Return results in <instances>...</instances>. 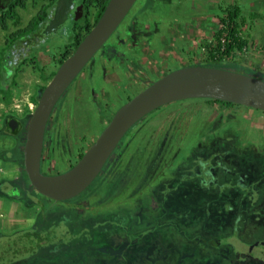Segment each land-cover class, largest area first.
Returning a JSON list of instances; mask_svg holds the SVG:
<instances>
[{
  "label": "rangeland",
  "instance_id": "rangeland-1",
  "mask_svg": "<svg viewBox=\"0 0 264 264\" xmlns=\"http://www.w3.org/2000/svg\"><path fill=\"white\" fill-rule=\"evenodd\" d=\"M224 2L225 0H183L178 3L176 0H153L152 4H148L145 7V0H137L133 7L138 8L143 14H145L146 10L148 14H156L157 18L161 17L160 14L163 11V13H167L171 17V22L176 28L183 29V32L188 31L192 34V31L196 33V30L200 31L205 29V27H210L211 16L216 12L218 6H225L223 5ZM39 7H41V4L39 6H35V4L32 6L30 0H20L13 5L11 12L5 13L6 15L0 20V60L2 59L1 54H4V49L9 46L11 40L20 32L31 29L34 25L32 20L37 15L41 16ZM261 7L262 4L257 10L264 11V9H260ZM59 15L61 16V13ZM165 21H167L166 18L161 17L159 23L164 26ZM246 21L248 22L247 19ZM55 23L54 31L56 32L48 36L47 40L53 42H45L44 46L38 47L27 46L25 47L27 54L28 51H30L29 53H32L34 50L44 51L46 50V45L49 46V51H47L49 54L56 53L58 55V53H63L65 57L70 54L71 49L68 52L61 50L51 52L52 47H62V43H65V40L71 36V32L67 30L70 26L69 22L59 19V21L55 20ZM249 24L251 26L247 25V27L253 30L251 31L253 35L251 43L260 45L264 39V31L260 34V31L257 29L264 30V17L255 16L252 24ZM92 25L93 23L91 27ZM37 30L40 31L41 27H38ZM85 34L86 32L79 31L78 39L81 40ZM43 38H46V36ZM180 44L181 40H177L175 46H179ZM6 54L8 56L9 52ZM116 56L119 58L117 54ZM97 58L100 61H105V63L107 59L111 64L116 61V58L105 52L102 58L100 54ZM256 59H258L255 60L258 61V64L254 61V65L258 67L263 64V67H258L256 70L251 71V75L264 79V54L263 56L259 54ZM261 60L263 61L262 63H260ZM32 64L27 61L20 63L18 66L13 79L14 84L9 89L11 92L9 102H7V98H4L5 95L0 89V119L10 113L8 109L12 105L19 103V101H21L19 105H24V102L30 98L34 101L33 97L37 89L45 86L50 79L45 77V73L44 77H42L37 68ZM92 64L93 61L88 63L85 69L77 76L55 108V110H62L64 118L61 127L65 128V134H69L68 141H66V135L65 140L64 137L56 136L57 148H65V142L63 143V141H72L71 149H73L77 145L76 138L78 137V133L80 136H87L89 131L98 127L97 119L95 118L96 114L101 112L96 108L101 103L97 99L101 90L98 81L106 83L105 78L108 74L103 70L102 72L101 70H96L95 62L93 66ZM170 64H172V61ZM50 70L52 71V69ZM93 71L100 72V74H97L100 80L93 78ZM243 72L248 73L247 70ZM93 95L95 97L92 100L91 96ZM81 96L82 98L84 97V100L79 101ZM165 109L174 111L168 113L166 119L169 122L164 123L163 127H158L157 131L155 129L157 122L160 120L165 121L157 113L152 123H148L150 119L146 120L144 124L139 125L137 129L134 128L129 135L124 137L122 144L115 151L118 161L109 166V169H112L114 173L110 177L100 175L96 178L91 186L81 195L83 199L84 197L91 196L87 201L72 207V209L60 208L62 203L54 202V209H52L53 211L55 210L57 213L56 217L58 218L55 217V220L58 222L54 224V227H56L55 230H58V234H65L61 236L65 238V242L61 243L62 247L60 249L66 254H73L75 247L73 242L79 240V238H83V235L80 236V234L87 230L85 223H87L86 227L89 224V222L84 221L82 223L79 222L72 228L67 227L64 221L70 222L72 218L78 216V211H82L83 213L88 212L90 216L87 217V220L91 219L92 215L99 214L100 217L102 216V224L106 225L108 223L111 227L107 231L108 235L106 237V232L103 233V231H106L107 228L102 229L101 225L95 228L93 226L94 222H92L91 227L88 228V232L84 235L90 236L93 244H90L91 247L86 251L82 248L81 252L77 254L78 256L81 255V258L78 257L77 260L72 261H77L78 264H87V259L90 256L99 254L97 246H101V250L110 249L109 245L114 242L113 238L120 234L123 238L122 242L127 246L123 252V259L120 262H116L114 256L106 252L103 255L104 258L98 256L95 258V262L100 260L102 262L105 261V264H152L150 260L146 261L144 259L148 257L149 253L152 258L161 259V261H166L170 264H174V258L179 261L178 258L180 257H185L184 260H181V264H202L203 262V264H209L210 262L211 264L212 262L222 264L229 261H232L231 264H235L237 258L242 260L240 255L249 243L264 238V140H262L264 136L258 137L256 134V132L260 134L259 130L262 127L256 129L253 126L255 130L251 129L249 120L243 121L239 119L240 117L244 118L245 113L241 109H238L236 112L238 113L239 111V118L227 121L224 126L226 139H237L238 144L245 143V146L257 143L253 147H257L256 151H261L262 154L255 155L256 151L253 149H251V153L246 152L245 154H240L236 150L221 151L220 146L212 151H206L204 150V142L202 141L203 132L200 122L203 117L210 114L215 108L204 104L202 100H186L170 104ZM246 113L251 114V112ZM157 115L158 117H156ZM73 126L77 128V131L71 134L69 129L73 128ZM165 129L169 132V146L165 147L163 158H158L160 159L157 162L158 164H154L156 166L153 169L151 168L150 174L152 173L153 175L152 178H149L151 180L146 179L143 184L144 186L150 184L155 186L149 194L151 198L150 203L152 204L153 201L156 204V208L149 210L152 207H148L147 196L139 200V205L144 208V217H150L149 223L145 225L138 224L137 227L129 229L124 227L116 228L115 223H118L115 222V219L118 220L121 215L119 213L114 214L115 211L110 212V209L121 202L126 190L132 187V180H138L139 184L141 175L136 172L145 171V162L147 160L150 161L152 155L157 152L158 148L156 144L159 145L157 138L162 135V131ZM23 131L24 126L21 132ZM61 134L60 132L59 135ZM182 135H185L186 138L182 137ZM148 137L151 138L148 139ZM151 141L154 144L151 145ZM225 143L227 144V142H223V144ZM128 147L138 151L133 153L132 159H138L143 155L147 158L151 155L148 159H141V161L135 159L131 165L125 166V163L129 160L127 154ZM61 160L63 159H59L58 161ZM56 161L57 159H54V162ZM58 165L59 163L57 162V167ZM12 166L11 168L0 164V177H14L16 173L11 172V170L17 171V167L15 165ZM60 169L64 170L62 167ZM202 171L204 173L214 172L212 184L205 178V183L209 187L202 184L201 179L204 177V174L201 173ZM157 172H161L162 175L158 176ZM17 176L19 179L18 171ZM154 176L158 179L165 177V181L158 184L159 180H154ZM145 177H148V174H145ZM120 179H123V182L120 183ZM142 183L140 184L141 187L143 186ZM118 188L121 189L117 190ZM147 189L148 187H145L142 190ZM120 190L122 191L121 194L118 193ZM99 191L107 192L108 194L115 193V198L109 200L106 204L101 200L96 202L98 204L95 206L94 201L96 196L93 194ZM136 192L132 189L131 195ZM128 195H130V191ZM133 197L136 196H130L131 199ZM124 203L128 204L129 201L125 199ZM23 208L30 211L31 215L33 214L31 221L33 222L36 219L38 206L28 208L25 205ZM74 208L78 211H74ZM247 211H251L249 212L251 215H245L244 212ZM234 217L236 218L235 226H233L234 221L230 223ZM122 220L123 224L127 223L126 217H123ZM60 221L62 225L58 226ZM57 226L59 227L58 229ZM56 232L53 231V235H50V238ZM7 237H10L11 240L10 252H4L0 248V264L7 262V258H11L16 263L21 258L28 257L29 253L33 258H38L41 256V249L44 250V248L40 247L41 244H38L31 237L20 236V234L16 233ZM70 237L77 238L72 242L73 244L67 243ZM214 238H216V241L213 240ZM0 239L5 240V237ZM132 239L136 240L141 251L138 252V247L135 248L136 245H132L129 242ZM45 248L48 249V247ZM176 249L180 253L178 257L175 253ZM4 250L6 251V249ZM24 253L25 255L23 256ZM223 254L224 256H222ZM91 263L93 264L94 262L92 261ZM155 264H158V260H156Z\"/></svg>",
  "mask_w": 264,
  "mask_h": 264
},
{
  "label": "flooded vegetation",
  "instance_id": "flooded-vegetation-1",
  "mask_svg": "<svg viewBox=\"0 0 264 264\" xmlns=\"http://www.w3.org/2000/svg\"><path fill=\"white\" fill-rule=\"evenodd\" d=\"M18 1L20 0H11L9 2V5L6 8H0V10L2 9L1 10L2 12L0 13V20L3 19V16L5 13L11 12L13 5ZM40 1H42L43 4L46 1V4L41 11L42 13L40 12L41 16L37 15V17H35L32 20V23L35 25V27L44 26L45 32L44 34H42L43 36H41L40 40L38 41V44H36L35 47H38L41 45L44 46L45 42L46 43L53 42L50 40L47 41V38H43V37L47 32L51 30V26L56 25L55 20L59 21V19H61V21H67L70 23V26L67 30L71 32V36H69L65 40L66 41L65 43H62L63 44L62 47H54V48L52 47L51 52L55 50L56 51L61 50L64 52H68V50L71 49L70 51L71 53L73 49L75 48L76 44L80 41L78 39L79 31H84V33L85 32L87 33V31L91 28V24L93 23L94 25L95 17L98 12L100 13L103 7V4L105 3L106 0H40ZM176 1L180 3L183 0H176ZM5 2H8V1H5ZM78 7L82 8V16H81V19L77 21L75 19L78 17L76 15V9ZM225 7L226 6H222V5L218 6L216 12L210 18L211 19L210 27H207V28L205 27V29L200 30V31L196 30L197 31L196 33L192 31V34H190L188 31L183 32V29L176 28L175 25L171 22V20L167 19V17H170V16L167 13H163V11L161 12L160 16L166 18L167 21H165L164 24H166L167 26L161 25L158 27L156 23L160 21L161 17L157 18V15H156L155 19H151L148 16L141 14L138 8L133 7L134 11H131L128 13L125 20L118 26V28L109 37L105 47L101 48L95 54L92 60L93 64L95 62L96 70H101V72L103 70L106 74H108L107 77L105 78L106 83H102L101 81H98L99 87L101 86L100 88L101 90L98 94L97 99H99L100 101L98 102H101V103H99L98 107L96 108H98V110H100L101 112H98L96 114V119H98L99 113H101L102 115V118L97 120L98 127L96 129H93L92 131H89L87 136L85 135L80 136L78 133V137L76 138L77 145L74 147L75 150L74 148L71 149L72 141L66 142L69 140V134H65L64 132L65 128L61 127V124L63 123V118H64L62 114V110L60 109L55 110L52 116V119H51V121H53L51 123V129L47 130L46 135H45V140H44V145H45L44 154L45 155H44V160H43V168L48 167L49 162L52 161V159L53 161L54 159H57V161L54 162V168L53 170H51V173L60 172L62 170L60 169L61 167L64 168V170L67 169L76 160V158L79 157V154L81 153V151L82 150L84 151L86 145L95 138V136L97 135L96 133L97 131L100 130L101 125L104 122V120L108 119V117L112 114V112L120 104L130 99L133 95H135L145 86L150 84L152 81L156 80L157 78L161 77L165 73H168L180 66L200 63L202 65H209V66H216V67L224 68L225 66H221V65L238 63L239 66L243 67L244 69H248V73H245V72H242V73L249 74V75H251V71L256 70L258 67L262 68L263 64L262 66L259 65L257 67V65H254V61L258 60L256 58L259 54H262V56L264 54V39L262 43H260V45L252 44L251 39H253V35L251 34V31L253 30L250 27L248 28L247 26L239 27L236 30V31H239V34L243 39L247 40V44L243 47L240 53L238 51H235L229 58H227L226 60L221 59L223 61L220 60L221 62H219L218 58L216 57L210 58V55L207 54V51H204V47L207 45L211 46L210 49H212L213 47L217 45L218 39L216 37L220 31H221L222 36L220 35L219 42L222 45L228 44V35L223 30L224 28L219 23V19H218L220 15L219 10ZM227 7H231V6H227ZM59 12L61 13L62 18L59 15L60 14ZM242 12H245V11L241 10V14L248 20V23H250L251 22L250 10H248V12L245 15ZM258 15L260 16V13L253 14V16H258ZM81 24L82 25L85 24L87 27L82 26V28H80ZM162 27H165V28H162ZM257 30L260 31V34H262V32L264 31L263 29H257ZM32 33L29 32V33H23L22 35H19L18 40L21 41L20 44L25 42L23 40L26 38H29L27 36L31 35ZM33 37L34 39H36V35ZM33 37L31 36L30 38L32 39ZM177 40H181V44L179 46H175V43ZM12 44L17 46V39L12 40L9 46L5 47L4 54H1L2 59L0 60V65L5 64V59L6 57H8L6 53L9 52V55L10 53L13 55L14 62L19 63L20 65V63H24L28 61L29 63H33L32 65H34L36 68L44 67L45 69L44 73L46 74L45 77L47 76L50 77V72L54 71L56 67L58 66V64L60 63V61L65 58V54L63 53H58V55H56V53H51V52H50L51 54L47 53V51H49L48 45L45 46L46 50L44 51L34 50L36 52L32 51V53H29L28 51V54H27L25 52V49L22 50V48H19V47L14 48ZM110 48L117 50V52H119V55H118L119 58L116 56L115 52L110 51ZM104 52L116 58V61H114L113 64H111V62L107 59H106V63L105 61L104 62L102 60L100 61V59L97 57L100 54L102 58ZM171 61H172V64H170ZM255 62L256 64H258V61H255ZM262 62L263 61L261 60L260 63ZM225 68H228L230 70H236L233 67H225ZM50 69H52V71ZM44 73L42 74L40 73L42 77H44L43 76ZM97 74H100V72H95V71L92 72L93 78L100 80L99 79L100 77H98ZM35 95L36 93L34 94V97H33L34 99L38 97V96L35 97ZM91 97L93 100L95 95ZM81 100H84V97L82 98L81 96L79 98V101ZM122 100L124 101L122 102ZM196 100H202V99H196ZM202 102H204V104L208 106H211L212 108H215L214 111H212L210 114L203 117L202 121L200 122L202 126V132H203L202 141L204 142V150L212 151L216 148H219L220 146V149H222L221 151L236 150L240 154H245L246 152L251 153V149L256 151L257 147H253V146L257 143H251V145L245 146V143L238 144L237 139H233V138L226 139L227 136L224 133V126L227 121L229 122L230 120L237 118L239 116V111L238 113L236 111L238 109H241L245 113V116L244 118L243 117H240V118L238 117V118L243 121L249 120L251 129L253 130H255V128L258 129L262 127L259 130L260 134H258L256 131L254 132H256L258 137H263L264 136V113L257 112V111L256 113L255 110L246 109V108L235 106L232 104L230 105L229 104L225 105L224 103L218 104L215 102H210L209 100H202ZM172 111L174 110L163 108V110L159 112L158 115H161L162 119H165V121L163 122L162 120H160L159 122L156 123V128H155L156 131L158 130V127H163L162 125L164 123L169 122L166 119V116L168 115V113ZM246 112H251V114H247ZM26 113L28 112L24 111L23 113H21V115H16L10 112L4 115L2 119H0V128H2L1 126H3L6 130L4 134L5 137L3 136V134L2 136L4 138H8L12 140L13 144L17 140L16 135H15L16 133L18 135H21V137L23 135L22 134L23 132L21 131L23 130L24 123L20 122L19 119H22L23 117H25ZM158 115L156 117H158ZM53 131L54 132L56 131V133L53 136V138L49 140L50 139L49 133L51 134L53 133ZM69 131H71V134H73L77 131V128L73 126V128H70ZM60 132L62 133L61 135H59ZM65 135L67 136L66 141H63V143L65 142V146H64L65 148L63 149L61 147L57 148L56 136L64 137V140H65ZM2 136L0 135V137ZM48 136H49V139H47ZM54 137H55V140H54ZM168 137H169V132L167 129H165L162 131V135L159 138H157L159 145L156 144V147L159 150H157L156 154L158 158L160 159L163 158L165 147L169 146ZM182 137L186 138L185 135H182ZM149 138L151 137H148V139ZM262 140H264V137ZM51 142L52 144L53 142L55 144L53 145V147L55 146L54 150H53V147L50 146ZM223 142H227V144L226 143L223 144ZM150 144L152 145L154 143L151 141ZM256 154L261 155L262 153L261 151H256L255 155ZM148 157L145 158L143 155L142 157H139L138 159H148ZM59 159H63V160L58 161ZM128 159H129V154H128ZM1 162H5V161H0V163ZM57 162L59 163L58 167H57ZM14 163L9 164L10 165L9 167L14 165ZM201 164H204V163H201ZM14 172L16 173L14 177L10 178L8 176L7 177L1 176L2 178L0 177V181L3 180L5 183L8 182L7 184L2 183V185L4 184L3 187L5 186L3 189L5 188L7 189L9 187V182L16 183V185L19 186L18 191L20 192V199L13 201L12 199L8 197H4L3 195H0V201H4V202L6 201L13 205H18L22 207L26 205L25 200H27V198H29L30 195L34 196L35 197L34 199L41 200V202L48 201L46 199H43L40 196L35 195L34 192L32 191H28L24 193L19 184L17 171H14ZM140 175L141 177L139 178L140 179L139 182L141 183L143 182L144 184L146 179L148 178L147 177L144 178L145 172H140ZM157 175L158 176L162 175V173L158 172ZM208 175L211 177L213 181L214 179L213 172L210 171ZM153 179L155 180L158 178L157 177L155 178L154 176ZM164 179L165 177H161L160 179H158L159 180L158 184L163 183L165 181ZM201 181H202V184H206L204 178H202ZM133 182L134 180H132V183ZM208 182L210 183L211 181L208 180ZM90 197H88L87 199L86 198L80 199L75 202L68 201L66 203H62L61 207H68V208L71 207L72 208L82 202L87 201ZM43 203L47 207L49 206L50 208H53L54 202L48 201V202H43ZM67 205H70V206H67ZM37 206L38 205H35V207ZM148 207H152V209H155L156 204L153 201H152V204L149 202ZM38 208L40 209V206H38ZM73 210L78 211L75 208ZM248 212H251V211H248ZM77 213L83 214L82 211H78ZM35 220L36 219H34V221L29 226L23 229H30L31 227H33ZM23 229L14 230L13 232L9 234H3L0 232V238H4L8 235L14 234L17 231L23 230ZM261 239H264V238H261ZM213 240L216 241V238H214ZM244 250L245 249H243L240 255L242 260L237 258L235 264H264V262L259 259H252V257L247 258L244 255ZM30 256H28L27 258H29ZM222 256H224V254ZM27 258H21L19 263L17 262L16 263L17 264H46V263L58 264L59 263V262H48V261L28 262ZM16 263L14 262V264ZM231 263L232 261L224 262L222 264H231ZM176 264H181V260L177 261ZM209 264H211V262ZM212 264H216V263L212 262Z\"/></svg>",
  "mask_w": 264,
  "mask_h": 264
},
{
  "label": "water",
  "instance_id": "water-1",
  "mask_svg": "<svg viewBox=\"0 0 264 264\" xmlns=\"http://www.w3.org/2000/svg\"><path fill=\"white\" fill-rule=\"evenodd\" d=\"M5 1L0 0V8H6L11 0ZM136 1H105L94 25L73 51L60 61L35 99L34 109L25 115L20 156L16 162L19 184L24 193L32 191L56 203H66L79 197L102 174L105 165L113 161L115 150L127 133L145 117L170 104L202 99L264 113V79L223 67L200 63L184 65L165 73L120 104L109 119L104 120L95 138L67 169L51 173L54 161L43 168L45 135L50 129L59 100L88 63L92 62L95 54L105 47L109 37L125 20ZM76 15L78 17L75 20H80L81 7L76 9ZM110 51L119 55L117 50L110 48ZM29 198L35 200L34 196L30 195ZM41 204L44 205L43 202ZM10 243V237L6 236L5 240L0 239V248L10 252ZM244 255L264 262V239L249 244ZM16 262L19 263V260ZM3 264L14 262L7 258Z\"/></svg>",
  "mask_w": 264,
  "mask_h": 264
},
{
  "label": "crops",
  "instance_id": "crops-1",
  "mask_svg": "<svg viewBox=\"0 0 264 264\" xmlns=\"http://www.w3.org/2000/svg\"><path fill=\"white\" fill-rule=\"evenodd\" d=\"M30 2L32 4V6L34 4H35V6L36 5L39 6V4H41V7H39V9L41 11H42L43 7L46 4V1L43 4V2L40 1V0H30ZM152 3H153V0H145L144 5L146 7V5L152 4ZM261 4H262V7L260 9H264V0H225L223 5H225L226 7L227 6H236L240 10L245 11V12H242L243 14L248 12V10H250L251 19H252V18L255 17V16H253V14H255V13H261L260 17L261 18L264 17V16H262V15H264V11H262L260 9H259L260 11L257 10V8L261 6ZM140 13L143 14V12H141V11H140ZM144 13L145 14H143V15H146V16H148L151 19H155L156 18V14L155 15H153V13L148 14L147 10ZM170 18L171 17H167V19L171 20ZM156 24H157L158 27L161 26V24L159 22H157ZM164 26H167V25L164 24ZM40 27H41L40 31H38L37 30L38 27H35V25H34V26H32L31 29L25 30L23 32H20L15 38L12 39V40L17 39V46L12 44L13 47L14 48L19 47V48H22V50L26 49L25 47H27V46H29V47L30 46H34L35 47L36 44H38V41L40 40L41 36H43L42 34H44V32H45V27L44 26H40ZM53 30H55V25L51 26V30L44 35V36H46L47 40H48V36H50V35H52V34H54L56 32V31H53ZM29 32H31V33L33 32V33L31 35L27 36V37L30 38L31 36L33 37V36L36 35V39H34V37L32 39L31 38L30 39L26 38V39L23 40L25 42L20 44L21 41L18 40L19 35H22L23 33H29ZM13 145L14 144H13L12 140H10L8 138L0 137V149H2V150L6 149L7 151H9V150L13 149ZM136 152H138V151L135 150L134 148H129V147L127 148V154H129V160H128L129 162L127 161L125 163V166L126 165H131V163L134 162L135 159H137V158L132 159V157L134 156L133 153H136ZM1 153H3V152H1ZM1 153H0V155H1ZM159 160L160 159H158V156L155 153L154 155H152V158H151L150 161L147 160L145 162V165H144V170L145 171H143V172H145V174H148V177H147L148 179L152 178L153 175H152V173L150 174V172H151L150 170H151V168L153 169L156 166L154 164H156ZM137 161H141V159H137ZM14 162H17V159ZM14 162L7 161V162H1L0 164L2 166L9 167L10 166L9 164L14 163ZM4 163H6V164H4ZM14 165L16 166V163H14ZM11 168H12V166H11ZM11 172H14V171L11 170ZM113 173H114V171L112 169L108 168L106 170L104 176L105 177H110ZM136 173H140V172H136ZM201 173L204 174L203 178L204 179L207 178L208 180L211 181V184H212L213 181H212L211 177L208 175L209 172L204 173L202 171ZM213 174H214V172H213ZM9 177L12 178L13 176H9ZM149 180H151V179H149ZM121 182H123V179H120V183ZM140 184H141V182H139V184H138V180L134 179L132 187H130L128 190H126V193L124 194L125 198L122 197L121 202L117 203L116 205H114L110 209V212L115 211L114 214H118L119 213L121 215V216H119L120 218L118 220L115 219V222L118 223V224L115 223L116 228L124 227L126 229H129V228L137 227L138 224L139 225H145V224L149 223L150 217H144V215H143L144 208H142L141 205H139V200H141L142 198L147 196L148 202H150L151 198H150V194L149 193H150L151 190H153V188L155 186H153V184H150L148 186H144L143 183H142L143 186L141 187ZM204 185L206 187H208L206 184H204ZM145 187H148V189L143 191L142 189H144ZM156 187H157V185H156ZM121 188H118L117 190H119ZM132 189H134V192H136L137 190L138 191L135 194L131 195V190ZM129 191H130V195H128ZM118 193L121 194L122 191L120 190V191H118ZM93 195L96 196V200L94 201L95 202V204H94L95 206L98 204V203H96V201L99 202V201L103 200V202L106 204L109 200H112V199L115 198V193L108 194L107 192L105 193L103 191H99V192H97L96 194H93ZM130 196H136V197H133L131 199ZM13 198H15L16 200L20 199V197H16V196L11 197V199H13ZM125 199H127L129 201L128 204L124 203ZM148 205H149V203H148ZM60 208H65L66 209L68 207H60ZM68 209H72V208L70 207ZM149 210H153V209L149 208ZM135 212H136V214H135ZM77 214H81V213H77ZM32 215L30 214V211H28L27 209H24L22 206L13 205V204H11L9 202H6V201L5 202L4 201H0V232L3 233V234H9L10 232H13L14 230L23 229V228L29 226L32 223L31 222L32 221ZM123 217H126V219H127V223L126 224L122 223V221H123L122 218ZM98 218H100V219H98ZM72 220H73L72 221L73 223L78 224L80 222L79 221V215L76 216L75 218H72ZM76 221H78V222H76ZM233 221H234V223H233L234 225L233 226H235L236 225V218L235 217L233 218ZM86 222H89L88 227H86L87 223H85V228H87L86 232H88V228L91 227L92 222H94L93 226L95 228L97 226H99V225H101L102 229L107 228L106 231H103V233L106 232V237H107V235H108L107 231H109V229L111 227L109 226L108 223H106L107 226L102 224L103 223L102 222V216L100 217L99 214H96L95 216L92 215L91 219L86 220ZM60 225H62L61 221L58 224V226H60ZM58 226H57V229L59 228ZM86 232L80 234V236L83 235L82 239L79 238V240H76L77 238H74V237H70V239H68L67 243H72L74 240H76V241L73 242L75 244L74 252H73V254L72 253L68 254V256L66 257V261L59 262V264H78L77 261L75 262V261H72V260H77L78 257L81 258V255L78 256L77 254L81 252L82 248H84L85 251H86L87 249H89L91 247L90 244H93V240H90V236L84 235ZM122 239L123 238L121 237L120 234L116 235L113 238L114 242L111 245H109L110 249L101 250L100 249L101 246H97L98 250H99L98 251L99 254L90 256L87 259V264H92L91 263L92 261L94 262L93 264H105V261L102 262V261L99 260V261L95 262V258L98 257V256L104 258L103 255H105L106 252H108L111 256H114L116 262H120L123 259V257H124L123 252L125 251V249L127 247L122 242L123 241ZM62 242H65V238H56L52 242V244H57L58 245V244H61ZM129 242L132 243V245H136L135 248L138 247V244H137L135 239H132ZM135 248H133V249H135ZM137 250L139 252V251H141V248L138 247ZM175 253H176L177 257L180 254V253H178V249H176ZM74 255H76V256L74 258H72ZM147 256L148 257L144 258V259L146 261L150 260L152 262V264H155L156 260H158V264L159 263L160 264H170V263H168L166 261L165 262L161 261V259L152 258L149 255V253H148ZM175 259L176 258H174V262H173L174 264H176V262H177V259H176V262H175ZM178 259L179 260H184L185 257H182V258L180 257ZM48 262H52V261H48ZM161 262H164V263H161Z\"/></svg>",
  "mask_w": 264,
  "mask_h": 264
},
{
  "label": "trees",
  "instance_id": "trees-1",
  "mask_svg": "<svg viewBox=\"0 0 264 264\" xmlns=\"http://www.w3.org/2000/svg\"><path fill=\"white\" fill-rule=\"evenodd\" d=\"M1 10H0V13L2 12ZM131 11H134V8ZM219 11H220V15L218 17L219 23L222 25V27L224 28L223 30L228 35V44L222 45L219 42V38L221 35V31H220L218 34L216 33L217 34L216 38L218 39L217 45L215 47H213L212 49H210L211 46L207 45L204 47V51H207V54L210 55V58L216 57V58H218L219 62H221V61L229 58L235 51H238L239 53L242 51L243 47L247 44V40L243 39L240 36L239 31H236V30L239 27H244L247 25L251 26V25L246 21V18L241 14V10L236 6L221 8ZM7 13H9V12H7ZM99 14L100 13L98 12L96 17H95V21L97 20ZM4 15H6V14H4ZM252 21H253V18L251 19V22H250L251 24H252ZM82 26L87 27L85 24L84 25L81 24L80 28H82ZM208 51H209V53H208ZM221 59H223V60H221ZM18 65H19V63L14 62V57L11 53H10V55H8V57H6L5 64L0 65V69H1V72H0V89H1L2 93L5 95L4 98H7V102L10 101V93L11 92L9 91V89L11 88L10 86H12L14 84L13 79H14L15 72L18 68ZM221 66L233 67L234 69H236L239 72H243L244 70L248 71V69H244L243 67L239 66L238 63L228 64V65L225 64V65H221ZM37 71H39V73L42 74L45 72V69H44V67H37ZM52 74H53V71L50 72V77ZM50 77L47 76L46 78L48 79ZM41 89H42V87L37 89L36 96L39 95ZM123 101L124 100H122V102ZM59 102H60V100H59ZM210 102L223 104V102H218V101H210ZM224 104L227 105L228 103H224ZM164 108H166V107H164ZM161 110H163V108H160V109L156 110L155 112L151 113L150 115H148L147 117H145L135 127H133L127 133V135H129L134 128L137 129V127L139 125L144 124L146 122V120L150 119V121L148 123H152L154 116L157 113H159ZM101 118H102V115H101V113H99L98 119H101ZM108 119H109V117H108ZM19 121L22 123H25L26 117L19 119ZM5 124H6V122H5ZM102 126H103V124L101 125V127ZM0 131H1L0 135L2 136V134H3V136H4L6 130L3 126H2ZM98 132L99 131H97L96 134H98ZM55 133H56V131L55 132L53 131V133H51V134L49 133L50 139H49V136L47 137V139L51 140L53 138V136L55 135ZM15 135H16L17 140L13 145V149H11L9 151H7L6 149H3V150L0 149V153L3 152L0 155V161L14 162L16 159L18 161L19 156H20V150H19L20 139L22 137H21V135H18L17 133ZM122 142H123V140H122ZM122 142L120 143V145L122 144ZM53 145H55L54 142H53V144L51 142L50 146L53 147ZM120 145L117 148H119ZM54 148H55V146L53 147V150H54ZM116 150H118V149H116ZM82 151H81V153H82ZM81 153L79 154V156L81 155ZM117 161L118 160L116 159V153H115V159H113L112 162L107 163L105 165L104 169L107 166V168H106V170H107L109 168L110 164H115V162H117ZM104 169H103V173L101 174V176L104 175L106 172V170L104 171ZM2 181L3 180L0 181V195H3L4 197H8L10 199L13 196L20 197V192L18 191L19 186H17L16 183L9 182V187L7 189L6 188L3 189L5 187V186L3 187V185L7 184L8 182L5 183L4 181L3 182ZM2 183H4V184L2 185ZM81 195L79 197L75 198L76 200L73 199L71 201L75 202L77 200L83 199V198H81ZM88 197H84V199L85 198L87 199ZM35 200L38 202L30 200V198H27V200H25V204L28 208H33L37 204H38V206H40V209L37 213L36 220H35L33 227H31L30 229L19 230L16 233L20 234V236L23 235L24 237H28V238L29 237L35 238V241L38 242V244H41L40 247L44 248V250L41 249V251H40L41 256L38 258H33L32 255L29 258H27V257H25V258H27L28 262H32V261H34V262L35 261L36 262H38V261L63 262V261H66V257L68 256V254L64 253L63 250L60 249V247H62V244L61 245L60 244H58V245L52 244V242L56 238H64L61 236L65 235V234H58V230H55L56 227H54V224L58 222L55 220L57 213L55 212V210L53 211V209L50 208L49 206L47 207L45 204L44 205L41 204V202H40L41 200H39V199H35ZM96 202H98V201H96ZM94 204H95V202H94ZM244 214L245 215H251V213H249L248 211L244 212ZM77 215H79V221L81 223L86 221L87 217L90 216L88 212L87 213L84 212L83 214H77ZM72 221L73 220H71L70 222L65 221L68 228H72L74 225H76ZM232 221H233V219H232ZM232 221L230 223H232ZM76 222H78V221H76ZM44 231H46V233H43ZM53 231H57V232L53 237L50 238V235H53L52 234ZM45 247H48V249Z\"/></svg>",
  "mask_w": 264,
  "mask_h": 264
},
{
  "label": "built area",
  "instance_id": "built-area-1",
  "mask_svg": "<svg viewBox=\"0 0 264 264\" xmlns=\"http://www.w3.org/2000/svg\"><path fill=\"white\" fill-rule=\"evenodd\" d=\"M20 102L21 101H19V103L12 105V107L8 109L9 112L16 114V115H20V113H23L24 111H27L28 113L31 112L35 107V101H33L32 98L27 99L24 102V105H19Z\"/></svg>",
  "mask_w": 264,
  "mask_h": 264
}]
</instances>
